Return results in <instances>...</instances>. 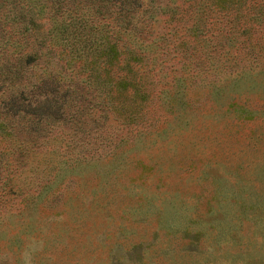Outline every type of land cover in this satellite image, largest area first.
<instances>
[{
  "label": "rangeland",
  "instance_id": "374dc122",
  "mask_svg": "<svg viewBox=\"0 0 264 264\" xmlns=\"http://www.w3.org/2000/svg\"><path fill=\"white\" fill-rule=\"evenodd\" d=\"M254 27L184 75H172L180 62L148 75L155 90L126 126L144 137L83 132L87 156L73 161L40 123L26 152L0 151V264H264V24ZM80 76L63 78L95 99Z\"/></svg>",
  "mask_w": 264,
  "mask_h": 264
},
{
  "label": "trees",
  "instance_id": "16d2710c",
  "mask_svg": "<svg viewBox=\"0 0 264 264\" xmlns=\"http://www.w3.org/2000/svg\"><path fill=\"white\" fill-rule=\"evenodd\" d=\"M263 1L0 0V151L26 152L40 123L61 135L73 161L87 156L83 132L142 137L139 126H126L155 90L147 76L169 74L171 62H180L172 75H184L201 53L212 59L222 41L264 24ZM63 75H81L95 99Z\"/></svg>",
  "mask_w": 264,
  "mask_h": 264
}]
</instances>
